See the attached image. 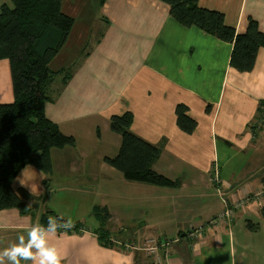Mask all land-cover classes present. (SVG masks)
Wrapping results in <instances>:
<instances>
[{
    "label": "crops",
    "instance_id": "crops-1",
    "mask_svg": "<svg viewBox=\"0 0 264 264\" xmlns=\"http://www.w3.org/2000/svg\"><path fill=\"white\" fill-rule=\"evenodd\" d=\"M10 2L0 0V8ZM94 2L62 0L74 25L49 65L53 71L73 70L65 84L60 75L53 82L54 101L46 103L45 112L76 143L51 150L50 174L33 165L18 174L13 187L30 212L0 210V252L21 237L27 243V230L43 225L47 211H57L46 203L58 197L57 185L71 183L82 185L87 198L97 202L89 214H71L80 228L45 233L61 264H153L139 247L161 239L164 264H264L259 236L264 226V124L255 126L264 101V46L254 68L242 72L230 64L232 43L182 25L161 0H105L103 5L97 0L93 11ZM199 4L222 11L238 33L247 30L251 17L264 31V0ZM14 100L11 63L5 58L0 60V102ZM179 104L197 121L192 133L178 124ZM126 112L133 114L132 131L161 149L154 169L177 186L127 180L106 162L121 146L110 119ZM216 169L227 199L252 197L230 223L217 225L210 221L225 206L214 181ZM24 170L28 186L17 179ZM33 184L37 195L31 192ZM116 185L118 193L113 192ZM97 208H107L110 218L97 217ZM251 221L259 225L256 230L250 229ZM129 226L133 230H126ZM100 230L117 245L103 244ZM153 230L159 234L151 235ZM3 264L11 261L5 257Z\"/></svg>",
    "mask_w": 264,
    "mask_h": 264
},
{
    "label": "trees",
    "instance_id": "trees-1",
    "mask_svg": "<svg viewBox=\"0 0 264 264\" xmlns=\"http://www.w3.org/2000/svg\"><path fill=\"white\" fill-rule=\"evenodd\" d=\"M161 1L170 6V14L182 25L198 27L232 43V67L242 72L254 68L258 52L264 46V31L256 19L249 18L247 30L238 33L234 26L226 23L222 11L203 7L199 0ZM104 3L105 0H100L101 5ZM73 25L74 18L62 10V0H11L1 6L0 60H10L15 100L0 102V210L17 208L24 214L30 212V207L13 187L16 177L28 165L50 174L51 150L76 143L75 138L63 133L45 112L46 103L54 101L55 79L60 75L65 84L73 72L72 68L53 71L49 66L66 43ZM263 105L264 101L259 113ZM176 114L180 127L188 133L194 132L197 121L188 115L187 106L179 104ZM110 122L112 130L121 135V146L116 156L105 158L108 164L130 181L164 187L178 185L154 169L161 149L132 131L131 112L113 115ZM95 214L103 220L110 218L107 208H97ZM49 216L58 219L53 211H47L42 217L44 227ZM57 223L62 225L63 221L58 219ZM249 227L256 230L258 224L251 221ZM97 233L103 244L117 245L106 231Z\"/></svg>",
    "mask_w": 264,
    "mask_h": 264
},
{
    "label": "clouds",
    "instance_id": "clouds-1",
    "mask_svg": "<svg viewBox=\"0 0 264 264\" xmlns=\"http://www.w3.org/2000/svg\"><path fill=\"white\" fill-rule=\"evenodd\" d=\"M21 186H28L29 180L26 177L25 170L21 176L17 178ZM31 192L33 195H37V186L31 185ZM57 218L51 216L48 217L47 227L41 224H34L29 230H27L28 241L25 243L23 237H21L18 244H14L9 248H5L0 252V264H3L6 257L11 264H21V261H38V264H61V256L55 247L49 246L45 233L57 231L58 226L65 229H71L74 227L73 222L63 220L62 225H58Z\"/></svg>",
    "mask_w": 264,
    "mask_h": 264
},
{
    "label": "rangeland",
    "instance_id": "rangeland-1",
    "mask_svg": "<svg viewBox=\"0 0 264 264\" xmlns=\"http://www.w3.org/2000/svg\"><path fill=\"white\" fill-rule=\"evenodd\" d=\"M97 3H98L97 0H95L94 6H92L93 11L95 10V7H97ZM260 124H261V118L257 117V121L255 122V126H259ZM53 187H54V185H53ZM57 187H59V189L57 191H55V194L58 197H56L54 200L53 199L47 200L46 203L49 205L48 208H51L52 210L53 209L57 210L54 213L58 216V219L62 218L63 220H68V219L71 220L72 219L71 216L81 215L84 213L89 214L91 211V208H92V204L97 202V201H94V199L87 198L88 194L85 195V193L80 190V188H83L82 185H75L74 184L71 186V183H70V184H65V185H57ZM118 187L119 186H117V185L113 187L114 193H118V191H117ZM50 188H51V186H50ZM125 190H127V189H125ZM63 194L68 197L67 200L60 198V197H62ZM112 204H115L117 206L118 200L112 201ZM111 206L113 207L114 205H111ZM94 213H95V211H94ZM71 214H74V215H71ZM101 214H103V212ZM96 216L100 217L98 215H96ZM72 222H73L74 226L76 224H82V223L75 222V221H72ZM131 227L130 226L126 227V230L127 229L133 230V229H131ZM153 234L157 235L159 233L158 232L156 233V231L153 230V231H151V235H153ZM163 234H166V233H163ZM162 236L164 237V235H162ZM259 236L261 237V239H264V226L261 227L260 232H259ZM160 241H163V240L161 239ZM161 243H163V242H161ZM141 245H143V246L139 247V249L145 250L144 248L149 247L153 244H151L149 241L148 242L143 241V243H141ZM137 247H138V245H137ZM160 250H162V247L160 248ZM146 252L142 251V253L145 255V257H147V255H148V252H147V254H146ZM148 257H149V255H148Z\"/></svg>",
    "mask_w": 264,
    "mask_h": 264
},
{
    "label": "built area",
    "instance_id": "built-area-1",
    "mask_svg": "<svg viewBox=\"0 0 264 264\" xmlns=\"http://www.w3.org/2000/svg\"><path fill=\"white\" fill-rule=\"evenodd\" d=\"M259 117L261 118V124H263L264 123V105L261 107ZM214 181L216 183L218 192L221 194V198H222V201H223L225 207H224V210H222L217 216H215L210 221V224L217 225L222 221H227L228 223H230L234 217L236 210L244 207L245 204L248 203L252 197L249 194H247L246 196H244L242 199H239V200L230 201L229 199H227L222 194L223 193L222 192V186L224 185V183L222 181V178L220 177V173H219L218 169L215 170ZM257 194L260 195L261 193H257ZM149 242L153 245L146 247L144 249L149 253V255H151L153 257L152 263L153 264H164V257H163V254H162L160 248H161V246L166 245V243L163 242L160 245V242H162V241H159V240H151ZM118 243L120 245H122L125 249L135 248L134 245H132L131 243H128V242H118Z\"/></svg>",
    "mask_w": 264,
    "mask_h": 264
},
{
    "label": "bare ground",
    "instance_id": "bare-ground-1",
    "mask_svg": "<svg viewBox=\"0 0 264 264\" xmlns=\"http://www.w3.org/2000/svg\"><path fill=\"white\" fill-rule=\"evenodd\" d=\"M25 212V211H24Z\"/></svg>",
    "mask_w": 264,
    "mask_h": 264
}]
</instances>
